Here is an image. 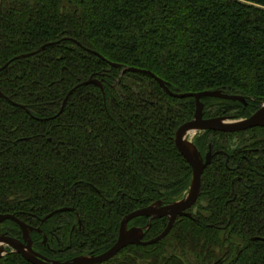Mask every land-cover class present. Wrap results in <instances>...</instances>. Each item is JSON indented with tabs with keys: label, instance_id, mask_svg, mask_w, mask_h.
<instances>
[{
	"label": "trees",
	"instance_id": "1",
	"mask_svg": "<svg viewBox=\"0 0 264 264\" xmlns=\"http://www.w3.org/2000/svg\"><path fill=\"white\" fill-rule=\"evenodd\" d=\"M6 63L0 214L34 227L33 247L46 257L98 255L116 242L125 215L181 199L192 179L175 135L193 118L195 98L122 70H150L173 92L242 95L246 104L202 98L204 117H248L264 103V0H0ZM90 77L104 90L79 86L60 112L69 90ZM193 142L201 154L210 143L219 152L203 172L192 218L100 264H264V240L253 239L264 238V127L200 131ZM63 207L73 210L45 219ZM148 223L138 216L129 226ZM167 223L154 219L145 239ZM1 234L23 239L11 219ZM8 251L0 264H32Z\"/></svg>",
	"mask_w": 264,
	"mask_h": 264
},
{
	"label": "water",
	"instance_id": "2",
	"mask_svg": "<svg viewBox=\"0 0 264 264\" xmlns=\"http://www.w3.org/2000/svg\"><path fill=\"white\" fill-rule=\"evenodd\" d=\"M81 45L80 43H78ZM45 47L42 46L36 52L42 50ZM90 51V49H88ZM36 52H30L26 54H22L20 56H16L15 59L19 57H27L33 55ZM97 53V52H96ZM99 55V53H97ZM9 63H6L4 66L0 67V70L6 68ZM110 64L115 67H120L121 65L115 62H111ZM126 71H136V72H144L152 77H154L160 84V86L165 89L170 95L177 98L184 97H194L195 98V112L193 118L189 121L183 123L177 130L175 135V143L179 150V152L183 155V157L188 161L189 165L192 168V179L190 187L181 199L175 200L170 203L164 204L162 200H158L146 207L136 209L127 215H125L120 223L119 234L116 242L105 252L98 255H79L71 260L60 261V260H52L43 254L36 251L33 247L32 240V231L35 230L34 227L28 225L20 218H18L14 214L5 213L0 214V223L6 219H11L15 221L21 228L23 239H18L6 234L0 235V258L6 254L7 247L11 248L12 251L18 252L25 259H27L32 264H100L110 259L114 258L122 249L129 245H151L156 243L157 241L163 239L172 229L176 220L180 216H186L192 218V212L190 208H192L200 195L201 185H202V175L205 168L211 163L213 158V153L211 150L208 151L205 158H203L200 150L193 142V137L197 132L204 130H215L222 132H238L244 131L254 127H264V103L261 107L256 110L253 114L244 118H231L230 116H216V117H204V103L202 98L204 97H215L227 100L240 101L244 104L247 103V100L244 96L238 94H230L226 93L222 90H204L198 92H173L169 89L166 82L158 77L155 73L147 69H141L137 67H126L122 70L123 73ZM96 84L102 90H104V86L102 82L96 77H90L89 79L79 83L75 87L69 90L67 93L60 112L63 111L64 106L69 98V96L79 87L83 85ZM0 96L4 98H8L6 95L2 93L0 90ZM18 104V103H15ZM20 105V104H19ZM25 108L24 105H20ZM73 210L72 208L63 207L60 208L49 215L52 216L54 213L59 211ZM138 216H148L149 223L145 227H137L132 226L129 227L128 223L135 217ZM167 217L168 223L166 228L155 238L145 240L146 230L149 229L152 225V220L156 218ZM39 231V229H36ZM253 239H262V237H254Z\"/></svg>",
	"mask_w": 264,
	"mask_h": 264
},
{
	"label": "flooded vegetation",
	"instance_id": "3",
	"mask_svg": "<svg viewBox=\"0 0 264 264\" xmlns=\"http://www.w3.org/2000/svg\"><path fill=\"white\" fill-rule=\"evenodd\" d=\"M204 131H205V130H204ZM212 131H215V130H212ZM201 132H202V131H201ZM221 132H222V131H221ZM197 133H198V132H197ZM197 133H196V134H197ZM196 134H195V135H196ZM209 150H211V152L213 153V158H214V156L216 155V153L219 152V151H214V150H213V146H212V144L210 143V144H209V149H208L204 154H202L203 158H205V156H206V154L208 153ZM213 158H212V160H213ZM211 162H212V161H211ZM210 164H211V163H210ZM210 164H209V165H210ZM163 203H164V202H163ZM164 204H166V203H164ZM153 220H154V219H153ZM153 220H152V221H153ZM149 221H150V220H149ZM129 222H130V221H129ZM128 226H129V223H128ZM129 227H132V226H129ZM144 239H145V237H144ZM145 240H147V239H145ZM46 241H47V237L44 236L43 242L46 243ZM8 249H9V247H7V251H8ZM10 249H11V248H10ZM8 252H9V251H8ZM8 252H7V253H8ZM7 253H6V254H7ZM6 254H4V255H6ZM4 255H3V256H4ZM44 256H45V255H44ZM75 257H76V256H75ZM48 258H49V257H48ZM72 258H74V257H72ZM72 258H71V259H72ZM49 259H52V258H49ZM71 259H67V260H71ZM52 260H58V259H52ZM60 261H62V260H60ZM63 261H66V260H63Z\"/></svg>",
	"mask_w": 264,
	"mask_h": 264
},
{
	"label": "rangeland",
	"instance_id": "4",
	"mask_svg": "<svg viewBox=\"0 0 264 264\" xmlns=\"http://www.w3.org/2000/svg\"><path fill=\"white\" fill-rule=\"evenodd\" d=\"M168 234H169V233H168ZM168 234H167V235H168Z\"/></svg>",
	"mask_w": 264,
	"mask_h": 264
}]
</instances>
